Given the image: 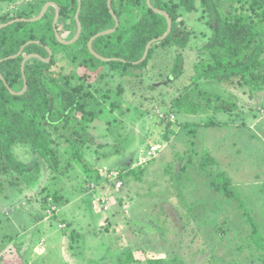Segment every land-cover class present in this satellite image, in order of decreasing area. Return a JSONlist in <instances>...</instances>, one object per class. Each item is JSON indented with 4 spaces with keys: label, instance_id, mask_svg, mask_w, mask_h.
I'll return each mask as SVG.
<instances>
[{
    "label": "rangeland",
    "instance_id": "374dc122",
    "mask_svg": "<svg viewBox=\"0 0 264 264\" xmlns=\"http://www.w3.org/2000/svg\"><path fill=\"white\" fill-rule=\"evenodd\" d=\"M36 1H0V11ZM182 14L192 35L183 75L149 90L105 67L101 87L110 99L88 123L83 158L63 147L55 171L28 145L13 146L31 180L17 189L0 176V264H264V92L250 99L241 86L205 82L234 109L196 117L165 112L164 102L194 77L197 48L208 35L200 10ZM170 64L160 53L147 72H167ZM55 68L70 74L75 65L59 59ZM111 102L123 105L124 115ZM108 171L118 173L120 188L103 178ZM219 171L237 198L211 188Z\"/></svg>",
    "mask_w": 264,
    "mask_h": 264
},
{
    "label": "trees",
    "instance_id": "16d2710c",
    "mask_svg": "<svg viewBox=\"0 0 264 264\" xmlns=\"http://www.w3.org/2000/svg\"><path fill=\"white\" fill-rule=\"evenodd\" d=\"M48 2L55 3L59 8L58 34L63 40L72 39L76 33L74 17L77 0H38L34 5L12 14L0 11V25L14 19L36 17ZM150 2L153 8L169 15L172 28L166 39L150 46L146 59L138 65L132 63L139 61L146 45L167 29L165 18L149 9L146 0H111L118 27L114 33L99 37L92 44L98 55L112 59L109 62L96 59L87 49L91 37L114 27L107 0H81V34L72 45H62L56 40L52 28L53 7L38 22L14 23L0 30V74L14 92L23 89V59L30 54L47 58L46 48L52 52L48 63L38 59L25 63L27 90L23 95H11L0 79V176L3 181L21 189V182L28 185L31 180L27 176L30 172L28 166L12 154L16 144L28 145L39 159L55 171L60 170L59 157L63 147H70L74 157L83 158L80 150L91 141L87 132L88 123L101 114L110 99L111 90L101 87L105 67L121 79H139L142 84L147 82L149 90L158 88L155 85L160 80L167 81L165 84L169 85V82L179 79L184 73L183 52L192 39L191 32L184 27L182 12L190 14L200 10L199 18L206 25L208 35L205 43L197 48L194 77L169 102H164L165 112L196 117L227 113L234 109L233 103L203 88L205 82L217 86H241L250 99L264 92V0ZM28 42L31 43L17 58H10ZM160 53H163V58L171 59V64L163 67L167 72L150 75L148 65ZM59 59L75 65V70L70 74L57 70L55 67ZM90 74L96 75L93 82H90ZM122 93L123 88H119L118 95ZM109 107L111 110L119 109L120 115L125 113L123 105L118 102H111ZM209 166L206 157L199 163L204 172ZM209 185L230 200L237 198L229 178L222 171L213 175Z\"/></svg>",
    "mask_w": 264,
    "mask_h": 264
},
{
    "label": "water",
    "instance_id": "95a60500",
    "mask_svg": "<svg viewBox=\"0 0 264 264\" xmlns=\"http://www.w3.org/2000/svg\"><path fill=\"white\" fill-rule=\"evenodd\" d=\"M77 1H78V6H77V11H76L75 17H74L75 24H76V33H75L74 37L72 39L68 40V41L63 40L60 37V35L58 34L57 30H56V24H57V21L59 19V8H58V6L55 3H52V2L45 3L44 6L42 7L40 13L36 17L30 18V19H23V18H21V19L11 20V21H9L7 23L1 24L0 25V30L3 29V28H5V27H7V26H10V25H12L14 23H19V22L34 23V22H38V21H40L44 17V15L48 11V9L50 7H53L55 12H54V18H53V22H52V28H53V31H54L55 38L62 45H66V46L67 45H72V44H74L79 39L80 34H81V23L79 21V12H80V8H81V0H77ZM146 5L153 12H155L157 14H160V15H162L165 18L166 23H167V29H166V31H165V33L163 35H161V36H159L157 38H154L153 40H151L146 45L142 58L139 61L132 63L133 65H138V64L142 63L146 59V57H147V54H148V51H149L150 46L152 44L156 43V42H160V41H163L164 39H166L167 36L170 34L171 28H172V21H171L169 15L165 11H162V10H158V9L153 8L152 5H151L150 0H146ZM107 9H108L109 14L111 15V17L114 20V27L111 28V29H108V30H105V31H102V32L97 33L96 35H94L93 37H91L89 39L88 43H87V49H88L89 53L92 56H94L96 59H98V60H100L102 62H109L112 59L104 58V57L98 55L93 50L92 44H93V42L97 38L114 33L115 30L118 27V24H119L116 15L114 14V12L111 9V0H107ZM30 43L31 42H28L25 45H23L20 48L19 52L16 55L11 56L10 58L11 59L17 58L22 53V51L25 48V46H27ZM46 51L48 52V57L47 58H43V57H41V56H39L37 54H30V55H27L23 59V61L21 63V73H22V77H23V89L20 92H14V91L10 90V88L8 87V85L6 84V82L4 81L2 75L0 74V79L3 81L5 87L8 89V91H9V93L11 95H19V96H21V95H23L26 92V90H27V83H26V77L24 76V66H25V63L28 60H30V59H38V60H40L42 62L48 63L50 61L51 57H52V52H51V50L49 48H46ZM157 85H160V84H157Z\"/></svg>",
    "mask_w": 264,
    "mask_h": 264
},
{
    "label": "built area",
    "instance_id": "2783aa9c",
    "mask_svg": "<svg viewBox=\"0 0 264 264\" xmlns=\"http://www.w3.org/2000/svg\"><path fill=\"white\" fill-rule=\"evenodd\" d=\"M155 149H156L155 146L151 147V149L148 152V154L149 155L153 154ZM117 174L118 173H116L115 171H108V172H104L102 176H103V178L105 180H108V181H112L113 180L112 182H114L116 189H118V188H120L121 184L116 180L117 179ZM98 199H101V196H99Z\"/></svg>",
    "mask_w": 264,
    "mask_h": 264
}]
</instances>
